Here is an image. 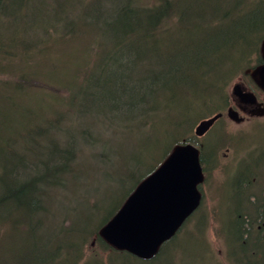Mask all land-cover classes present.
Instances as JSON below:
<instances>
[{"label": "trees", "instance_id": "16d2710c", "mask_svg": "<svg viewBox=\"0 0 264 264\" xmlns=\"http://www.w3.org/2000/svg\"><path fill=\"white\" fill-rule=\"evenodd\" d=\"M33 2L0 0V235L13 223L23 231L30 222L34 228L42 224L49 211L45 192L65 186L80 138L92 137L91 120L111 128L129 118L127 125L154 136L163 124V133L174 135L172 148L197 144L194 126L223 113L230 106V84L250 79L263 64L264 0H75L43 16ZM82 36L87 42L81 53L91 59L76 61L65 83L56 69L65 62L55 61L60 53L55 46L77 47ZM181 96L186 98L182 113ZM224 144L216 153L230 148ZM170 152L157 161L149 155L150 170L135 188ZM253 189L235 215L239 236L220 230L232 264H264V239L255 225L264 199L249 205ZM99 229L85 235L71 264L81 263L82 245L91 234L107 255H91L82 264H115L117 257L156 264L184 233L154 259L142 261L108 246Z\"/></svg>", "mask_w": 264, "mask_h": 264}, {"label": "rangeland", "instance_id": "374dc122", "mask_svg": "<svg viewBox=\"0 0 264 264\" xmlns=\"http://www.w3.org/2000/svg\"><path fill=\"white\" fill-rule=\"evenodd\" d=\"M74 1L34 0L32 6L35 5L37 14L43 16L45 13H55ZM13 3L11 1L10 6ZM86 42L82 36L77 47L68 44L55 46L60 51L55 61L65 62V68L56 66L57 72L65 78V83H70L72 65L76 61L84 63L91 59L89 54L81 53L85 50ZM79 81L83 83L81 79ZM241 81L248 82L237 78L230 84V97L233 86ZM260 97L264 99V94ZM180 98L183 100L180 106L182 113L186 98ZM230 104L233 105L232 98ZM228 108L205 137H195L194 131L199 123L193 128L192 136L198 145L205 144L207 150L206 178L200 187L202 205L181 230V234L184 233L175 248H171L165 258L156 264H230L225 238L221 236L220 230L239 236V220L235 215L246 198L247 184L254 188L252 198L264 199V119H249L238 111L241 120L237 123L229 119ZM194 117L193 114L189 116V123ZM92 121L87 127L92 137L88 140L80 138L74 171L65 186L45 192L44 200L49 211L43 215L42 224L34 228V223L30 222L27 225L29 228L23 231L21 226L13 223V227L5 226L2 230L0 264H68V260L71 264L80 254L85 235L99 229L137 182L148 174L151 164L149 155H153L152 159L157 161L166 150L172 149L174 135L163 133V124L158 126L159 131L154 136L150 131L143 129L137 132L127 125L131 122L129 118L123 122L116 121L115 127L111 128ZM187 125L188 122L183 124L180 132ZM224 142L232 143L236 151L223 147L216 156L210 154ZM215 157L217 159L213 165L211 161ZM14 216L17 217L15 214L11 219ZM202 229L204 235H201ZM97 238L96 234H91L87 242L83 243L80 264L91 255H107L98 246ZM115 264L145 263L117 257Z\"/></svg>", "mask_w": 264, "mask_h": 264}, {"label": "water", "instance_id": "95a60500", "mask_svg": "<svg viewBox=\"0 0 264 264\" xmlns=\"http://www.w3.org/2000/svg\"><path fill=\"white\" fill-rule=\"evenodd\" d=\"M261 53L264 63V42ZM251 77L264 90V64L254 69ZM232 94L241 103L258 104L255 95L244 93L240 84L233 87ZM263 114L257 113L258 116ZM228 116L237 122L241 120L233 109L229 110ZM221 117L222 114H218L200 122L195 136H205ZM204 180L200 150L191 143L176 145L101 228L100 238L119 252L143 261L154 259L201 206L203 196L199 187Z\"/></svg>", "mask_w": 264, "mask_h": 264}, {"label": "flooded vegetation", "instance_id": "af4514ba", "mask_svg": "<svg viewBox=\"0 0 264 264\" xmlns=\"http://www.w3.org/2000/svg\"><path fill=\"white\" fill-rule=\"evenodd\" d=\"M241 83V86H242V91L244 93H252L254 94L256 97H257V100H258V104L256 105H249V104H244V103H241L240 100L238 98H235L234 100L232 99L233 101V109L235 108L236 110H238L239 112L243 113L246 117H248L249 119H253V118H261V119H264V116H257V113L259 112H263L264 113V99L260 97V95H263V91L259 90L258 92V89L257 87L253 84H250V82H240ZM231 108V106H230ZM234 109V110H235ZM248 119V120H249ZM235 150V147L233 148V151ZM216 157H215V160L213 159L211 162L212 164L214 165V162L216 161ZM248 186V185H246ZM257 202L258 199H252V200H249V205L252 206L253 203H250V202ZM260 213L263 214V216H261L260 214V217L261 219H258L255 223V225H257V228L259 230V238L261 239H264V209L260 211ZM261 224V225H259ZM238 263V262H237ZM232 264V263H230Z\"/></svg>", "mask_w": 264, "mask_h": 264}]
</instances>
